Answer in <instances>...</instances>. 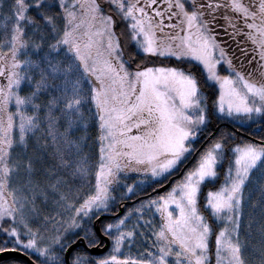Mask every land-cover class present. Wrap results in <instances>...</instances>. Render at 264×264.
I'll return each instance as SVG.
<instances>
[{
    "label": "snow or ice",
    "instance_id": "6c2138e0",
    "mask_svg": "<svg viewBox=\"0 0 264 264\" xmlns=\"http://www.w3.org/2000/svg\"><path fill=\"white\" fill-rule=\"evenodd\" d=\"M0 264H264V0H0Z\"/></svg>",
    "mask_w": 264,
    "mask_h": 264
},
{
    "label": "trees",
    "instance_id": "16d2710c",
    "mask_svg": "<svg viewBox=\"0 0 264 264\" xmlns=\"http://www.w3.org/2000/svg\"><path fill=\"white\" fill-rule=\"evenodd\" d=\"M164 191V190H163ZM163 191H161V193L163 192ZM155 193H153L152 192V189L151 188H149L148 190H147V192L146 193H142L141 194V197L140 198H145V197H147L148 195H154ZM126 203V202H125ZM127 206H130L131 205V203H127L126 204ZM123 212V211H122ZM121 212V213H122Z\"/></svg>",
    "mask_w": 264,
    "mask_h": 264
},
{
    "label": "rangeland",
    "instance_id": "374dc122",
    "mask_svg": "<svg viewBox=\"0 0 264 264\" xmlns=\"http://www.w3.org/2000/svg\"><path fill=\"white\" fill-rule=\"evenodd\" d=\"M161 192V191H160ZM145 198H147V197H145ZM141 199H144V198H141ZM127 203H132L131 201H127L125 204H127Z\"/></svg>",
    "mask_w": 264,
    "mask_h": 264
},
{
    "label": "water",
    "instance_id": "95a60500",
    "mask_svg": "<svg viewBox=\"0 0 264 264\" xmlns=\"http://www.w3.org/2000/svg\"><path fill=\"white\" fill-rule=\"evenodd\" d=\"M163 190H165V189H163V188H160V189H159V191H163ZM121 212H122V211H121Z\"/></svg>",
    "mask_w": 264,
    "mask_h": 264
},
{
    "label": "flooded vegetation",
    "instance_id": "af4514ba",
    "mask_svg": "<svg viewBox=\"0 0 264 264\" xmlns=\"http://www.w3.org/2000/svg\"><path fill=\"white\" fill-rule=\"evenodd\" d=\"M120 211H123V208H121Z\"/></svg>",
    "mask_w": 264,
    "mask_h": 264
}]
</instances>
